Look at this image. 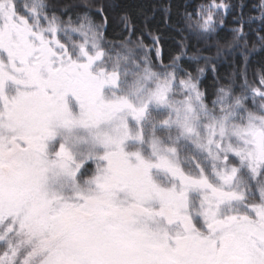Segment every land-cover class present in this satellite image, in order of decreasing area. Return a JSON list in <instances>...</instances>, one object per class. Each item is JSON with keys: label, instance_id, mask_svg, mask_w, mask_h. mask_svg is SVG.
Wrapping results in <instances>:
<instances>
[{"label": "snow or ice", "instance_id": "obj_1", "mask_svg": "<svg viewBox=\"0 0 264 264\" xmlns=\"http://www.w3.org/2000/svg\"><path fill=\"white\" fill-rule=\"evenodd\" d=\"M109 7L0 0V264H264V66L209 92L212 58L164 63L127 16L109 40ZM234 7L187 30L212 39ZM240 7L225 46L249 52L259 20L264 47V0Z\"/></svg>", "mask_w": 264, "mask_h": 264}, {"label": "trees", "instance_id": "obj_2", "mask_svg": "<svg viewBox=\"0 0 264 264\" xmlns=\"http://www.w3.org/2000/svg\"><path fill=\"white\" fill-rule=\"evenodd\" d=\"M58 3H72L74 0H57ZM107 2L110 7L107 10L109 18L106 36L109 40L119 41L121 38L129 36V30L125 28L122 17H128V23L134 30L135 35L131 38L143 39L146 45L152 43L154 36L160 37L158 48L160 49V59L164 63H169L171 58L178 55L181 51L188 54L194 52L197 47H200L203 53H208L209 50L203 48L202 40L190 35L187 30V20L185 13L194 12L202 3L207 0H102ZM230 4L235 5L230 14L225 16V25L218 29V32L210 40L211 57L217 54V48L221 47L220 54L224 58H216L215 62L216 71L212 72L211 67L205 72L202 78V87L209 92L213 90V86L218 83H223L228 77H234L237 67L243 66V58L246 55L248 58L247 73L253 77L254 72H258L261 66H264V47L258 40L256 33L259 31L260 21L245 28L248 33V49L249 52L245 53L242 48L233 50L229 55L226 50V44L232 39V29L237 27L236 19L240 16V5H248L243 9L244 20L248 16H258V12H250L254 0H227ZM255 44L253 49L252 45ZM187 45L188 47H182ZM187 56L184 60H187ZM251 77V78H252ZM238 83V81H237Z\"/></svg>", "mask_w": 264, "mask_h": 264}, {"label": "rangeland", "instance_id": "obj_3", "mask_svg": "<svg viewBox=\"0 0 264 264\" xmlns=\"http://www.w3.org/2000/svg\"><path fill=\"white\" fill-rule=\"evenodd\" d=\"M190 35H192V34H190ZM193 36L195 37V39H196V38L201 39V40L203 41V42H202L203 48L208 49L209 52L211 51L210 48H211L212 46L214 47V44L211 45L210 40H207V38L201 37V36H199V35H193ZM131 39H132L133 41H136V40H138V39H140V38H135V39L131 38ZM152 41H153V39H152ZM144 44H145V43H144ZM145 45H146V44H145ZM147 46H148L149 48L153 49V51L150 53V55H152V56L155 58V48H157L158 45H155V46H154L153 43H151L150 45H147ZM184 49H185V47H184ZM232 51H233V49L227 47L226 50H225L224 52L232 53ZM194 52H198V53L200 54V56H202V57H205V58H212V60H214V59H219V58H222V59L224 58V55H223V54H219V55L215 54V57H211V54H210L209 52H208V53H203L200 47H197V48L194 50ZM194 52H191V54H188V55H187V58L190 57V56H192ZM216 56L219 57V58H216ZM219 60H220V59H219ZM200 66H205L203 60L200 61ZM208 67H211V65L209 64V65L207 66V68H208ZM251 77H252V76L248 73V78H249V80L252 79ZM238 83H240V81H238Z\"/></svg>", "mask_w": 264, "mask_h": 264}]
</instances>
